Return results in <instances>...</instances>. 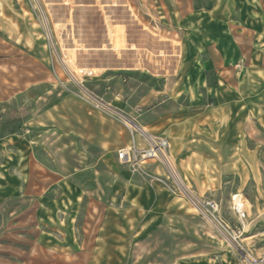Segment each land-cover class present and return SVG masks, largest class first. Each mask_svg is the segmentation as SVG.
<instances>
[{
    "label": "rangeland",
    "instance_id": "obj_1",
    "mask_svg": "<svg viewBox=\"0 0 264 264\" xmlns=\"http://www.w3.org/2000/svg\"><path fill=\"white\" fill-rule=\"evenodd\" d=\"M218 36L237 58L220 73L204 69L220 96L204 88L192 104L186 85L219 58ZM173 48L168 69H148ZM80 65L96 73L80 76ZM243 79L248 91H264V0H0V264L264 258L255 182L264 175V117L250 110ZM177 88L183 96L171 98ZM151 90L167 98L148 103ZM222 100L230 108L206 118L191 164L169 153L186 193L153 162L140 173L116 162L123 136L129 142L123 119ZM20 145L22 168L14 165Z\"/></svg>",
    "mask_w": 264,
    "mask_h": 264
},
{
    "label": "crops",
    "instance_id": "obj_2",
    "mask_svg": "<svg viewBox=\"0 0 264 264\" xmlns=\"http://www.w3.org/2000/svg\"><path fill=\"white\" fill-rule=\"evenodd\" d=\"M229 38V37H228ZM214 39L223 40L222 44L220 43V56L218 59L214 58L208 66H199L197 67V74L195 76V81L192 83H189L186 85L187 89L186 91H189V98L190 103L196 104L201 101V97L198 94V91H201L205 88V91L207 89V93H209L212 97H218L220 96V87L218 85H214L215 87H212L208 89L204 69H212L210 71H216L221 72L222 66L224 67L226 63L231 62V60H234L237 58L235 54L232 52V42L231 40L226 41V36H218ZM230 39V38H229ZM118 53L121 55L122 51L120 47L115 48ZM157 57V56H156ZM177 57L176 50L170 49L167 53L164 55L158 57L159 60L153 63V65H149L148 69L152 72H157L159 70H166L168 69L172 63L174 62L175 58ZM140 65V64H139ZM138 65V66H139ZM80 76L86 75V76H92L96 73V69L94 68H87L83 65H80ZM78 69V68H76ZM217 79H219V75L217 74ZM242 87L246 89L245 98L251 103L254 104L251 106L250 110L254 111V113L257 114V117H264V91L261 90L259 85H255V90H247L248 85L250 81L248 79L241 80ZM264 85V84H263ZM178 87V85L176 86ZM184 90V91H185ZM180 89H176V94L173 96H170L171 98L174 97V99H178L179 97H182L183 94H178ZM197 91V92H196ZM166 91H157V90H151L145 95V99L148 103H154L157 102H163L164 99L167 98V96L164 94ZM193 92V93H192ZM223 104H219L218 106L210 107L207 106L205 108V111H200L195 106L191 105L189 109L185 110L186 108H181L180 110H176L175 112L171 111H165L163 105H158L153 108L149 109V116L147 119L136 121L137 124L143 128L146 132L164 137L167 139L170 149L169 153L170 155L174 157H178L181 154L185 156V158L181 161L179 164L180 167H186L187 164L192 162L193 160V151L195 150V144L194 141L198 140L199 135L202 134V126H206V118L208 119H214L216 117H219V113L221 111L228 112V109L230 108L227 104L228 101L222 100ZM220 101V102H222ZM225 114V113H224ZM260 115V116H258ZM226 116V114H225ZM205 128V127H204ZM120 131L116 132V136L119 137ZM205 133V132H204ZM206 134V133H205ZM125 136H123V144L127 146L130 144V137L129 142ZM119 140V139H118ZM117 140V141H118ZM121 147V148H123ZM119 148L118 150H120ZM117 150V151H118ZM116 151V153H117ZM15 166H18L19 168H22L26 166V160L24 161V145H20L16 151L15 154ZM108 158V157H107ZM110 159V158H108ZM116 162L120 164L116 158ZM121 165V164H120ZM262 167H264V164L261 163ZM3 164L0 165V172L2 173L3 170ZM255 182L261 185L256 186V207L260 213L261 216L264 215V175H257ZM242 183H245V181L241 180Z\"/></svg>",
    "mask_w": 264,
    "mask_h": 264
},
{
    "label": "built area",
    "instance_id": "obj_3",
    "mask_svg": "<svg viewBox=\"0 0 264 264\" xmlns=\"http://www.w3.org/2000/svg\"><path fill=\"white\" fill-rule=\"evenodd\" d=\"M123 120L130 137V144L117 151L116 158L118 162L133 173H140L145 165L153 162L161 167L166 177L174 182L180 192L186 193L187 188L181 183L174 162L169 156L167 139L146 132L136 122L128 119ZM236 197L232 198V210L240 220H243L245 218L244 206L240 203V199H235ZM204 206L211 213L218 210L217 204L213 202H207ZM245 262L246 264H264V258L255 259L247 256Z\"/></svg>",
    "mask_w": 264,
    "mask_h": 264
},
{
    "label": "bare ground",
    "instance_id": "obj_4",
    "mask_svg": "<svg viewBox=\"0 0 264 264\" xmlns=\"http://www.w3.org/2000/svg\"><path fill=\"white\" fill-rule=\"evenodd\" d=\"M169 149H170V145H169ZM178 177H179V179H180V181H181V183H183L184 184V181L182 180V178L180 177V175L178 174ZM236 200H239L240 199V197L239 196H237L236 198H235ZM240 203H242V200L240 201ZM245 205L247 206V202H245ZM243 206H244V204H243ZM193 208L195 209V210H198V208H197V206H193ZM210 224H212V222L208 219L207 220ZM219 222V221H218ZM220 223V222H219ZM221 224V223H220Z\"/></svg>",
    "mask_w": 264,
    "mask_h": 264
}]
</instances>
